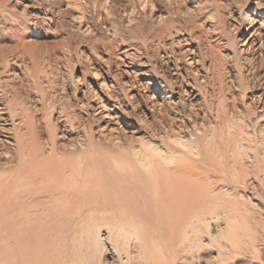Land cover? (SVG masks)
<instances>
[{
    "label": "rangeland",
    "instance_id": "374dc122",
    "mask_svg": "<svg viewBox=\"0 0 264 264\" xmlns=\"http://www.w3.org/2000/svg\"><path fill=\"white\" fill-rule=\"evenodd\" d=\"M0 56V264H264V0H0Z\"/></svg>",
    "mask_w": 264,
    "mask_h": 264
},
{
    "label": "bare ground",
    "instance_id": "6f19581e",
    "mask_svg": "<svg viewBox=\"0 0 264 264\" xmlns=\"http://www.w3.org/2000/svg\"><path fill=\"white\" fill-rule=\"evenodd\" d=\"M245 43V42H244ZM0 63L3 60V56H0ZM2 83V81H1ZM5 90V89H4ZM11 91V89H10ZM7 94V93H5ZM2 97V96H1ZM0 97V120L4 121L2 127H0V131L6 132L10 135L6 136L9 139L13 140V148L9 149L8 144L9 141L0 140V160H4L0 162V169L3 168L11 174L9 177L7 176H0V185L6 184L10 180H15L19 178V176L23 173H28L29 178L31 180L39 179L40 177H47L49 173V169L47 166L40 162L41 151L36 144H34V139H32L31 135H27L26 132H21V126H23L29 131L31 126L30 118L27 113L22 112V106L16 100H10V102H6L3 98ZM20 110V111H19ZM4 115H9L4 117ZM107 117V116H106ZM11 120L12 122H16V120H20L17 122L19 123L13 130V128H8L6 121ZM29 124V125H28ZM23 130V129H22ZM2 132V133H3ZM1 133V134H2ZM18 162L19 166L17 167L14 163ZM6 164H11L8 166H4ZM32 181V182H33ZM249 182V181H248ZM262 195V194H261ZM263 198H264V191H263Z\"/></svg>",
    "mask_w": 264,
    "mask_h": 264
}]
</instances>
